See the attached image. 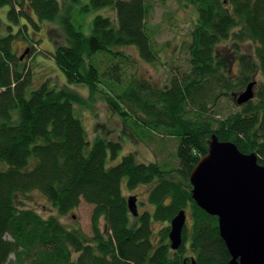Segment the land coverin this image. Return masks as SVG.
<instances>
[{"label":"trees","instance_id":"obj_1","mask_svg":"<svg viewBox=\"0 0 264 264\" xmlns=\"http://www.w3.org/2000/svg\"><path fill=\"white\" fill-rule=\"evenodd\" d=\"M180 2L197 14L190 40L183 43L189 69L158 87L136 72L138 59L160 58L149 26L151 0H88L83 11L109 8L115 15L97 16L90 36L61 16L57 0H0V11L10 7L7 34L0 18V264H230L219 220L194 201L190 177L213 137L234 143L244 154L255 153L264 166V81L248 103L238 105L235 97L257 76L264 79V0ZM43 22L64 28L66 42L51 55L69 84L87 87L86 100L48 81L30 91L32 73L13 44L19 37L37 44L28 28L38 33ZM246 43L254 47L252 55L241 51ZM129 48L138 59L126 52ZM225 48H232L230 59ZM33 51L32 45L29 54ZM235 61L238 74L232 70ZM97 98L132 137L166 145L173 139L179 167L139 163L132 153L111 164L121 142L100 137L91 143L76 113V105ZM222 100L236 111L225 114ZM141 186L151 187L152 210L133 221L124 187ZM34 192L58 215L44 218L27 208L22 197ZM82 201L93 206L92 236L60 218ZM189 208L193 228L185 227L183 244L173 251L171 222ZM156 224H163L158 232Z\"/></svg>","mask_w":264,"mask_h":264},{"label":"rangeland","instance_id":"obj_2","mask_svg":"<svg viewBox=\"0 0 264 264\" xmlns=\"http://www.w3.org/2000/svg\"><path fill=\"white\" fill-rule=\"evenodd\" d=\"M57 1L60 4L61 16H69L73 25L86 36L91 35L93 22L97 16H111L112 18L115 16L114 12L109 8L92 9L88 12L83 11L82 8L88 3V0H81L78 4L71 3L69 0ZM151 2L155 9L149 21V26L156 32L155 45L160 58L155 63H146L138 59L135 49L129 48L126 49V52L138 59L136 72L139 77L151 81L158 87H163L168 83L172 75L189 69V56L183 47V43L190 40L197 14L192 6H186L180 0H151ZM9 10L10 7L7 6L0 11L3 34L8 33L7 27L10 24L8 19ZM32 16L37 20L35 15ZM18 30L19 27L14 26V34ZM28 30L30 37L36 40L37 44L27 42L22 37H19L15 40L13 48L16 54L21 57V60L24 61L26 68H29V71L32 73L33 85L30 91L48 81L51 86L69 88L86 100L89 94L87 87L79 84H69L64 73L56 65L51 55L56 45H63L66 42V35L62 25L59 22H43L38 33H34L32 27H29ZM32 45L34 51L32 54H29ZM224 46L229 47V44H225ZM223 50L229 59L234 55L232 48H225ZM241 51L252 55L254 47L250 43H246L241 47ZM232 70L235 74L239 73L238 62L235 61L232 64ZM254 81L257 82V88L259 83H262L264 79L259 75ZM85 100L83 101L86 102ZM85 104L76 105L75 108L77 116L80 117L86 128L91 143L97 138L104 137L119 141L122 144L123 149L118 159L113 163L110 162L111 164H117L124 156L132 153L136 155L139 163L171 162V167H179V163L175 159L177 144L173 139L165 138L167 145L160 140L157 142H143L138 138L132 137L125 130L119 116L112 113L102 99L97 98L93 103L88 101L90 106L87 102ZM221 104L224 107L223 111L225 114L236 111L234 105H229V101L222 100ZM150 188V186H141L133 191H129L124 187V193L127 198L132 196L136 198L139 214L152 210V206L147 202ZM22 201L27 208L35 209L44 218L58 215V212L48 199L39 192L31 193L28 198L22 197ZM92 213L93 206L82 201L78 209L60 218L67 227L81 228L87 235L92 236ZM135 219L136 217L133 218V221ZM186 226L190 231L193 228L190 208L187 210ZM162 227L163 224H156L154 229L158 232Z\"/></svg>","mask_w":264,"mask_h":264},{"label":"water","instance_id":"obj_3","mask_svg":"<svg viewBox=\"0 0 264 264\" xmlns=\"http://www.w3.org/2000/svg\"><path fill=\"white\" fill-rule=\"evenodd\" d=\"M256 86L252 82L235 96L238 105L255 98ZM190 182L197 205L219 220L230 264H264V166L257 155L244 154L234 143L213 137L208 154L193 170ZM128 207L134 217L139 216L135 197L128 198ZM186 224V211L171 222L169 239L173 251L183 244Z\"/></svg>","mask_w":264,"mask_h":264}]
</instances>
